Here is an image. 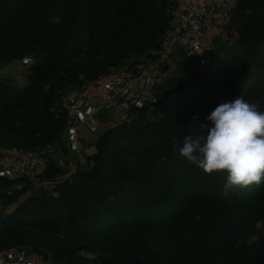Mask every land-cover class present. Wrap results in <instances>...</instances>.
Wrapping results in <instances>:
<instances>
[{
    "label": "trees",
    "instance_id": "16d2710c",
    "mask_svg": "<svg viewBox=\"0 0 264 264\" xmlns=\"http://www.w3.org/2000/svg\"><path fill=\"white\" fill-rule=\"evenodd\" d=\"M171 11L170 0H0V68L31 58L24 86L0 79V146L60 147L38 181L1 195L0 249L65 264H264V181L225 191L226 172L206 174L171 143L206 133L199 125L239 95L264 111V0H239L207 64L153 109L117 114L72 179H55L63 94L151 59Z\"/></svg>",
    "mask_w": 264,
    "mask_h": 264
},
{
    "label": "built area",
    "instance_id": "2783aa9c",
    "mask_svg": "<svg viewBox=\"0 0 264 264\" xmlns=\"http://www.w3.org/2000/svg\"><path fill=\"white\" fill-rule=\"evenodd\" d=\"M173 24L163 35L152 58L116 69L108 74L67 90L61 105L67 116L64 143L67 155L57 159L62 170L55 177L70 181L76 172L83 142L79 131L85 126L95 131V115L101 109H113L120 119L130 109L151 110L162 96L157 89L173 51L196 58L200 66L210 61L216 42L229 40L228 26L239 0H170ZM31 58L24 57L21 64L28 66ZM59 145L39 151L0 146V197L12 187L19 188L18 180L38 181L44 171V157L51 155ZM0 264H65L50 256L23 246L0 249Z\"/></svg>",
    "mask_w": 264,
    "mask_h": 264
},
{
    "label": "clouds",
    "instance_id": "9594fccd",
    "mask_svg": "<svg viewBox=\"0 0 264 264\" xmlns=\"http://www.w3.org/2000/svg\"><path fill=\"white\" fill-rule=\"evenodd\" d=\"M49 23L60 25L59 15L49 17ZM195 119V118H194ZM208 124H200L196 138L172 136V147L206 174L226 172L225 191L233 186L260 185L264 181V111L242 95L218 105L207 116Z\"/></svg>",
    "mask_w": 264,
    "mask_h": 264
},
{
    "label": "rangeland",
    "instance_id": "374dc122",
    "mask_svg": "<svg viewBox=\"0 0 264 264\" xmlns=\"http://www.w3.org/2000/svg\"><path fill=\"white\" fill-rule=\"evenodd\" d=\"M200 69L196 58L182 53L176 48L167 61L166 74L161 83L157 86L159 91H164L171 86L180 84L188 80L190 76ZM27 67L18 61L8 62L0 68V79L9 80L16 87L26 84ZM95 131L91 132L82 126L80 135L84 140L83 154L88 155L94 151L95 142L100 134L118 120L117 113L113 109H101L96 115ZM2 202L0 203V205ZM2 205L0 206V210ZM91 256V255H88Z\"/></svg>",
    "mask_w": 264,
    "mask_h": 264
}]
</instances>
